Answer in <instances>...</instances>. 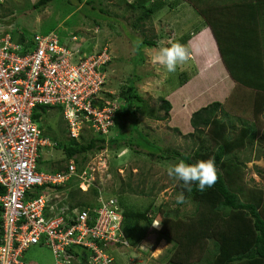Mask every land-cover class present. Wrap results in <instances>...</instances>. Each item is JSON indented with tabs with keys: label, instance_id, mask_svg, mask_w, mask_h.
<instances>
[{
	"label": "trees",
	"instance_id": "trees-1",
	"mask_svg": "<svg viewBox=\"0 0 264 264\" xmlns=\"http://www.w3.org/2000/svg\"><path fill=\"white\" fill-rule=\"evenodd\" d=\"M51 1L38 0L33 5L39 8ZM179 1L168 2L169 9L174 8ZM186 1H189L202 16L201 24L174 39L167 47L172 43H180L188 48V41L191 37L199 33L203 27L209 26L219 52L231 76L237 82L230 91L229 97L227 96L228 99L226 97L227 101H213L192 113L190 120L194 131L189 135L194 138L201 137L207 130L210 134L208 139L210 143L206 138L201 137L199 145L187 153L177 149H164L146 140L144 132L138 129L135 121L133 128L137 131L138 137L128 138L124 132L125 119L136 114L135 108H140L144 99L136 91L135 80L130 75L131 78L127 79V84L120 85L121 80L120 83L112 81L114 86L111 85V79L108 77L103 85L107 90L101 92L103 99L98 101L101 106L115 107L114 124L107 134L95 132L91 127L92 122L85 119L83 120L84 127H90L91 131L86 128L82 130L79 139L74 138L70 134L62 105L42 104L35 108L34 120L38 124L44 120L43 113H47L49 109H58L67 122V134L71 138L70 142L56 141L42 147L39 169H42L40 163L44 149L52 145L62 151V155L59 156L54 166L46 169L52 173H67L71 159L75 160L79 168L78 172H80L85 167L84 162L88 154L95 156L97 152L109 148L117 151L128 148L136 152L148 149L150 156L175 159L176 163L183 160L188 164H194L200 160L213 159L218 174V180L213 187L200 192L193 185L192 192H187L182 187V181L177 183V191L179 193L183 191L186 201H192L195 204V208L190 213H182L179 209L172 211L162 203L156 205L155 198L146 207L136 209L130 206L125 198H122L126 190L124 187L113 191L118 198L113 197L115 194L111 192L113 195L110 197L117 199L119 210L123 214L120 228L122 242H117L114 248L128 252L131 247L148 241L156 244L165 238L173 243L167 254L166 264H264V189L257 186L250 188L246 186V182H243L246 175V163L252 158H244L241 154L261 140L260 134H263L264 130L262 128L264 126L262 123L264 117V0ZM78 2L81 3V8L86 6L98 10L109 18H114L115 22L119 19L117 15L104 7L106 0H78ZM120 2L126 4L122 16L125 18L129 14L131 25L140 30L157 16L156 13L160 9L167 5V0H120ZM82 14L87 17L86 19H91L99 28L98 22L102 20L101 18L88 13ZM237 21L242 31L240 34L248 33L256 38L260 33L261 38L257 39V44L248 41L252 38L247 39L246 42L236 39L238 33H235L234 24L236 27ZM108 22L110 27L111 25L113 27L112 21ZM128 35L134 41V45H138L137 48L140 49L147 46H158L160 39L166 36L163 33L154 37L146 34L140 40L133 33ZM20 41L28 43L30 38L22 36ZM191 42L195 49L192 52L204 54L208 59L218 61L215 41L209 30L199 33L197 38ZM107 45L104 43L96 52L100 53ZM258 47H260L259 50ZM109 50H111L110 47ZM241 59L243 61L238 62ZM104 70L109 73L108 66ZM189 78L187 76L181 85ZM161 101V109L165 113L149 115L156 120H169L173 104L166 97H162ZM229 116H232L233 129L228 128L226 118L229 119ZM39 125L43 137L48 138L43 123ZM144 143H147L146 146ZM153 146L155 149L151 150ZM74 184V181L73 183L69 181L66 186L58 187L45 184L35 188V191L36 194H40L51 189H68L69 204L72 208L78 206L82 210L95 207L93 201L85 200L87 193L74 187ZM94 187L92 188L94 195L99 194L98 187ZM129 189L134 193L138 192L132 186ZM5 192V187L0 185V194ZM143 193H145L144 190L141 191V194ZM1 212L0 208V241L3 235ZM153 221H160L161 228L157 230L153 227ZM123 240L127 241V244L123 243ZM76 254L84 262L89 256V251L85 247L83 254L81 251H76ZM116 263L118 264L117 259Z\"/></svg>",
	"mask_w": 264,
	"mask_h": 264
},
{
	"label": "rangeland",
	"instance_id": "rangeland-1",
	"mask_svg": "<svg viewBox=\"0 0 264 264\" xmlns=\"http://www.w3.org/2000/svg\"><path fill=\"white\" fill-rule=\"evenodd\" d=\"M37 1L5 0L0 2V35L9 34L14 41H19L22 36L31 38L37 33L54 32L59 36L62 44L66 46L73 44L74 48H80L86 55L93 54L104 43L108 44L111 57H113L107 65L111 85L113 82L120 83V80V85L127 84V79L132 77L135 80L136 91L144 99L141 107L135 108L136 114L125 119L124 132L128 138L138 137L137 131L133 128L135 121L138 129L144 132L146 140L164 149H177L187 153L199 145L201 137L206 138L210 143L208 140L210 134L207 130L201 137L194 138L189 135L194 131L190 119L194 111L213 101H227L226 94L232 91L234 80L230 77H220V64L222 63L221 60L219 61L220 58L219 63L212 62L204 54L191 51V59L179 65L174 73H169L160 65H154L151 60L160 48L167 47L174 39L201 24L202 16L189 1L180 0L174 8L169 9L168 2L175 0H167V5L160 9L156 13L157 16L141 30L131 25L129 14L125 18L122 16L126 4L120 0H106L104 5L107 10L119 17L118 22L98 10L86 6L81 8L78 0H52L46 6L36 8L33 4ZM82 13L101 18L103 21L99 20V28L91 19H86L87 17H84ZM108 21H112L114 28L112 25L110 27ZM127 33L137 35L140 40L146 34L154 37L163 33L166 36L160 39L158 46H147L140 49L137 48L138 45H134V41ZM74 35L78 37L76 40L73 39ZM248 41L256 44L251 39ZM192 50L195 51L194 47ZM242 61L243 59L238 60V62ZM187 76H194L191 86L182 93H175L174 89L180 88ZM162 97H166L173 104L169 120H156L149 115L165 113L161 109ZM191 98L192 101L189 100ZM184 103L190 104L184 107ZM42 118L44 120L39 124L43 123L44 131L48 133V138L52 143L70 142L71 138L66 128L67 122L58 109H49L47 113L42 114ZM234 119L238 121L237 118ZM226 121L229 124L228 128L233 129L232 116H229V119L226 118ZM262 123L264 125V117ZM86 128L91 131L90 127H84L83 130ZM262 132L261 140L241 153L244 158L259 157L246 163V175L243 182H246V186L250 188L257 186L264 189V130ZM146 144L144 143L145 146ZM154 149L155 146L151 147V150ZM61 155V149L54 145L45 148L40 163L42 170L51 169ZM85 162L96 169L94 175L100 183L97 184L99 193L104 197H110L113 191L124 187L126 190L122 198H125L126 202L136 209L146 207L154 198L156 205L166 204L172 211L179 209L182 213H190L195 208L192 201H186L184 204L176 203V197L179 194L178 180L167 174V168L176 164L175 159L155 158L150 156L148 149L136 152L128 148L119 151L109 148L97 152L95 156L88 154ZM86 185L91 187L83 189L82 183L76 181L74 187L82 192L86 191L88 196L85 200H91L97 206L99 194L94 195L93 186L87 183ZM131 186L138 192H132L129 189ZM142 190L145 193L141 194ZM61 192L63 199L67 196L70 200L67 190L61 189ZM113 197L118 198V195L115 194ZM65 204L66 202L61 203V207ZM155 228L160 229L161 224ZM172 244V241L163 238L156 244L148 241L131 247L128 252L118 251L113 245L110 250L118 264H166L167 254ZM53 258L52 251L40 245L32 246L25 253V260L33 264H53Z\"/></svg>",
	"mask_w": 264,
	"mask_h": 264
},
{
	"label": "built area",
	"instance_id": "built-area-1",
	"mask_svg": "<svg viewBox=\"0 0 264 264\" xmlns=\"http://www.w3.org/2000/svg\"><path fill=\"white\" fill-rule=\"evenodd\" d=\"M28 43L0 35V185L6 189L0 194V264H33L25 253L34 245L49 248L54 264H117L110 252L122 242L123 214L116 198L99 194L94 208L70 212L68 204L61 207L67 199L61 189L35 191L69 181L99 186L96 169L87 162L80 172L75 160L67 173L39 169L41 149L51 141L43 137L34 112L38 105H62L72 137H80L85 119L95 132L109 133L115 107L98 101L107 90L104 68L110 50L105 46L100 53L86 55L73 44H62L54 32L37 33ZM85 247L89 256L83 262L76 251L83 254Z\"/></svg>",
	"mask_w": 264,
	"mask_h": 264
},
{
	"label": "clouds",
	"instance_id": "clouds-1",
	"mask_svg": "<svg viewBox=\"0 0 264 264\" xmlns=\"http://www.w3.org/2000/svg\"><path fill=\"white\" fill-rule=\"evenodd\" d=\"M107 47L109 48L110 46L107 45ZM112 59L113 57H111L106 65L110 64ZM190 59L191 52L186 46L180 43H172L169 47H162L151 57L152 63L154 65H160L164 67L169 73H174L179 65L187 63ZM167 174L171 178L182 181V187L187 192H192L193 185L196 186L198 191L203 192L206 190V188L213 187L218 180L217 169L213 159L200 160L194 164H188L185 161L181 160L175 165L169 166L167 168ZM67 199L65 200V202L70 207L69 211H73L74 209L78 208H72L70 204L67 203ZM185 202L186 197L184 195V192L182 191L177 195L176 203L184 204ZM160 224V221L152 222L153 227H159ZM110 252L113 254L111 250Z\"/></svg>",
	"mask_w": 264,
	"mask_h": 264
},
{
	"label": "crops",
	"instance_id": "crops-1",
	"mask_svg": "<svg viewBox=\"0 0 264 264\" xmlns=\"http://www.w3.org/2000/svg\"><path fill=\"white\" fill-rule=\"evenodd\" d=\"M235 20H236V19H235ZM234 29H235V33H238V38H236V39H238V40H242V41H244V42H246L247 39L252 38V40L255 41L256 44H257V39L261 38V37H260V33L257 35L256 38L250 36L248 33H247V34H244V33L240 34V32H242V31H240V24L238 23V21H237V26H236V27H235V24H234ZM205 30H209V32L212 34L213 40L215 41V47H216L217 53L219 54V55H218V59L220 58L219 61L221 60L220 62H222V63L220 64V66H221V68H220V71H221V73H220V77H221V78H227V77L232 78V79L234 80V85H233V88H234L237 82H236V80L231 76V73L229 72V70H228V68H227V66H226V64H225V62H224V60H223V58H222V55H221V53L219 52L218 45H217V42H216V40H215V37H214V35H213V32H212L211 28H210L209 26H205V27L202 28V30H200L199 33L201 34V33L204 32ZM199 33L194 34V35L191 37V39L188 41V48H189V51H193V50H192L193 47H192V42H191V40L196 39L197 36L199 35ZM245 46H246V45H245ZM259 48H260V47H258V50H259ZM255 50H256V48H255ZM243 54H244V53H243ZM205 57H206V56H205ZM206 58H207V57H206ZM207 59H208V58H207ZM208 60H210V61H212V62L215 61L214 59H208ZM219 61H217V63H219ZM215 62H216V61H215ZM243 73H244V72L242 71V74H243ZM243 75H245V73H244ZM193 77H194V76H191V77L189 78V80H188L186 83H184L183 85H181L180 88H176V89H174L175 93H182L183 91H185L186 89H188V88L191 86V84H192ZM243 87H244V86H243ZM245 88H246V87H245ZM246 89H248V88H246ZM229 93H230V92H227L226 97L229 95ZM189 100L192 101V98L189 99ZM222 102H223V101H222ZM188 104H190V103H184V107H186ZM182 107H183V106H182ZM257 158H259V157L256 156V157H253L252 159L254 160V159H257ZM67 203H70V200H69V199H67Z\"/></svg>",
	"mask_w": 264,
	"mask_h": 264
},
{
	"label": "bare ground",
	"instance_id": "bare-ground-1",
	"mask_svg": "<svg viewBox=\"0 0 264 264\" xmlns=\"http://www.w3.org/2000/svg\"><path fill=\"white\" fill-rule=\"evenodd\" d=\"M107 66V65H106ZM77 139H79V138H77ZM82 187H83V189H87V185H86V183H83L82 184ZM86 192V191H85ZM100 194V193H99ZM124 243V242H123Z\"/></svg>",
	"mask_w": 264,
	"mask_h": 264
}]
</instances>
